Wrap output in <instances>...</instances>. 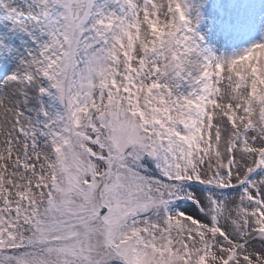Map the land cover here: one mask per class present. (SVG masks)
Here are the masks:
<instances>
[{
  "label": "snow or ice",
  "instance_id": "snow-or-ice-1",
  "mask_svg": "<svg viewBox=\"0 0 264 264\" xmlns=\"http://www.w3.org/2000/svg\"><path fill=\"white\" fill-rule=\"evenodd\" d=\"M0 264H264V0H0Z\"/></svg>",
  "mask_w": 264,
  "mask_h": 264
}]
</instances>
